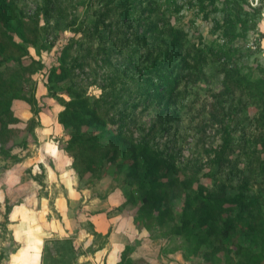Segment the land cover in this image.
<instances>
[{"label": "trees", "instance_id": "trees-1", "mask_svg": "<svg viewBox=\"0 0 264 264\" xmlns=\"http://www.w3.org/2000/svg\"><path fill=\"white\" fill-rule=\"evenodd\" d=\"M76 1L81 5L72 7ZM60 2L43 0L28 16L17 0H0V155L10 156L8 146L14 147L11 130L22 123L12 113L13 103L23 101L31 108L36 103L26 88L43 62L33 59L29 49L40 56L54 47L45 36L76 26L84 39H70L60 48L57 63L49 69L46 79L50 90H59L68 97L60 100L62 110L57 123L68 133L63 149L73 160V170L80 178L99 180L113 167L130 187L124 205L135 207L134 224L156 231L157 239L181 240L185 253L177 248L185 258L201 255L211 264H236L228 244L232 234L241 231L259 240L260 251L243 253L244 248H238L236 252L245 258L237 264H262L264 214L253 186H264V66L255 64L244 71L237 62L239 51L233 47L235 40L256 31L262 6L251 7L248 0H195L202 17L221 12V20H215L212 29L221 42L196 43L188 37L186 28L164 20L169 8L161 9L158 0ZM95 3L100 7L92 22L88 24L85 19L77 23L78 7L89 10ZM171 3L176 6L175 0ZM111 16L114 21L109 20ZM114 33L122 37L129 33L121 41V51L110 40ZM259 36L264 38L263 34ZM116 54H121L119 65L105 76L100 97L89 98L78 82L79 70L92 62L111 65ZM209 63L222 74L221 90L213 96L217 104L238 91L256 109L248 151L239 147L240 155L246 159L241 177L235 185L223 183L214 192L198 182L196 170L177 166L171 156L155 148L145 136L137 139L130 131L139 105H156L168 111L176 104L180 86L192 81ZM223 112L224 109L212 113L211 117L221 120ZM26 123L24 130L30 133L35 127L34 117ZM227 130L226 127L223 132L228 138L221 140L215 150L217 164L227 162L226 155L234 152H229L234 146ZM221 252L226 260L216 262L215 256ZM126 254L127 249L117 264H146L132 261Z\"/></svg>", "mask_w": 264, "mask_h": 264}, {"label": "rangeland", "instance_id": "rangeland-1", "mask_svg": "<svg viewBox=\"0 0 264 264\" xmlns=\"http://www.w3.org/2000/svg\"><path fill=\"white\" fill-rule=\"evenodd\" d=\"M65 1L61 0L60 3L63 4ZM175 1L176 6L173 7L171 0H158L161 9L169 8V11L165 12L164 20L174 26L186 28L188 37L196 43L218 40L217 35L212 33V29L215 20H221V12L209 13L205 18L197 13L195 0ZM17 4L26 15L31 16L36 8L43 4V0H17ZM248 4L251 7L262 6V11L256 31H249L246 38L237 39L233 43V47L239 51L237 62L244 68V71L250 66L254 67L255 64L264 66V38L259 36V34L264 35V0H248ZM80 5L78 1L72 3V7ZM99 7L100 5L96 3L89 10L84 6L78 7L75 13L76 22L80 23L86 19L90 24ZM40 19L44 20L42 14H40ZM109 20L114 21V16H111ZM76 28V26H70L56 35L45 36V39L53 43L54 47L50 51L41 52L40 56L32 48L29 49L30 56L35 60H41L43 67L32 75L31 82L26 88L27 95L33 94L36 101L35 106L31 108L23 101L13 103L12 113L22 123L15 125L11 130L14 147L13 145L8 146L11 149L10 156L0 155V259L14 251V240L10 227V219L14 218L10 216L13 207L29 202L33 203L31 205L34 208L41 209L43 203L41 199L47 197L49 198L47 206L53 210L55 203L53 194L57 193L56 186L59 191L73 190L75 194L84 196L80 204L69 208L74 219L82 213L90 214L99 210L102 203L113 193H120L119 199L123 201L119 206L114 207V210H126L134 218L135 207L131 204L124 205L130 187L123 175L110 167L99 180H91L85 176L80 178L72 168L71 156L63 149L69 137L68 133L57 123V115L62 110L60 100H68V97L61 94L59 90H50L46 79L49 69L57 63L60 48L70 39L75 38L78 42L84 39L81 34L77 33ZM121 28L125 30L124 27ZM127 36L129 33H125L124 37L114 33L113 38L111 37L110 40L117 43L118 51H121L119 49L121 41L127 39ZM143 54L144 51H141L140 55ZM138 56V54L134 55V58L137 59ZM120 59L121 54H116V57L111 60V65L92 62L85 65L83 71L79 70L78 82L82 85L86 96L91 99L100 97L105 76L112 73L113 67L119 65ZM24 62L27 64L29 60ZM221 81L222 74L219 73L218 67L209 63L202 67L192 81L184 82L180 86V94L175 106L168 111H163L156 105L146 107L139 105L130 123V131L135 138L145 136L155 148L171 156L177 166L196 170L198 182L211 192L223 183L235 185L241 177L246 159L240 155L242 149L239 147L248 151L249 140L254 135L253 119L256 114V109L238 91L224 100L221 105L217 104L213 96L221 90ZM33 109L36 111L35 115ZM223 109L221 120L219 117L216 120L211 117L212 113H221ZM32 117L35 119V127L33 131L26 133L24 130L26 122ZM226 127L234 146V149L229 152H234L226 155L227 162L217 164L214 162L215 150L218 149L221 140L228 138L223 132ZM47 145L58 148L59 156L55 158L54 155H46L48 151L44 150V147ZM46 166L52 169L58 166L59 171L56 172V177L59 183L50 185L46 182L49 174ZM253 192L259 193L264 214V186H253ZM28 195L35 196L36 200L38 195L40 201H28ZM79 223L78 227L85 229L80 221ZM139 226L144 228L142 224ZM146 230L150 237H158L156 231ZM161 240L167 243L168 248L180 247L183 252L185 251L179 239L174 238L167 241L163 238ZM60 242L46 243L45 264L74 263L72 240ZM70 244L73 248L72 253ZM228 248L231 251V259L237 264L245 258L236 252L238 248H244L243 253L244 250L257 253L260 251V244L257 238L254 239L244 232L236 231L230 237ZM215 257L216 262L226 260L224 252L218 253ZM191 258L195 260L194 264H211L201 255Z\"/></svg>", "mask_w": 264, "mask_h": 264}, {"label": "crops", "instance_id": "crops-1", "mask_svg": "<svg viewBox=\"0 0 264 264\" xmlns=\"http://www.w3.org/2000/svg\"><path fill=\"white\" fill-rule=\"evenodd\" d=\"M44 150L48 151L46 155L59 156V149L55 146L47 145ZM46 169L49 170L46 182L50 185L59 183L56 177L58 166L54 169L46 166ZM56 191L53 210L47 206V197L41 199V209L34 208L29 202L13 207L10 216L14 218L10 219V227L14 251L4 255L0 264H45L46 243L69 239L74 247L73 264H117L126 249V258L132 261L194 264L195 260L185 258L179 248H168L165 241L150 237L145 228L135 225L133 215L128 211L114 210L123 202L119 199L120 193L109 196L99 210L82 213L74 219L69 208L80 204L84 196L73 190L59 191L57 186ZM31 196L28 195V201H40L38 195L37 200ZM79 221L85 229L78 227Z\"/></svg>", "mask_w": 264, "mask_h": 264}]
</instances>
